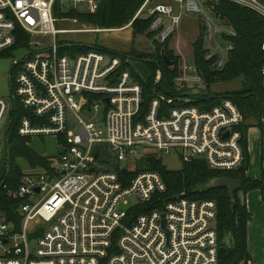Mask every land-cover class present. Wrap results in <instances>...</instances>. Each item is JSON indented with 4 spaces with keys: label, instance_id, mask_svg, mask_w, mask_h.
I'll return each mask as SVG.
<instances>
[{
    "label": "built area",
    "instance_id": "2783aa9c",
    "mask_svg": "<svg viewBox=\"0 0 264 264\" xmlns=\"http://www.w3.org/2000/svg\"><path fill=\"white\" fill-rule=\"evenodd\" d=\"M173 1L157 3L147 11L160 44L175 33L182 14L204 12L199 0ZM223 1L264 19V0ZM56 2L62 11L85 4L94 13L98 7L96 0H0V51L14 45L16 30L28 37L24 56L14 59L11 67L16 70L11 101L32 114L20 119L17 135L63 136L68 146L59 157L58 169L24 175L16 187L4 186L7 197L19 202V222L0 205V264H217L213 201L189 200L183 194L161 200L166 185L154 171L137 172L124 183L117 172L99 167L102 154L95 146L106 144L120 164L130 163L140 148L150 147L165 155L178 152L186 162L193 160L190 154L211 170L233 172L244 160L240 111L229 99L199 109L187 97L163 109L162 103L170 105L173 100L156 97L140 116L142 89L122 69L121 59L95 49L73 57L59 55V34L90 31L57 30ZM206 6L212 15L213 5ZM212 17L203 23L209 40L206 59L219 70L233 50L230 39L236 33ZM164 19L170 21L168 27L162 25ZM216 24L226 31L224 49L214 44ZM260 49L264 54V38ZM183 71L179 84L201 83L195 67L185 63ZM261 85L264 92V63ZM11 101L0 96V130ZM100 104L103 120L96 125ZM68 111L74 115L77 132L69 129L73 125L68 123ZM6 122L9 127V119ZM260 123L264 126V104ZM130 197L135 201L132 213L120 209ZM138 206L144 211L137 212Z\"/></svg>",
    "mask_w": 264,
    "mask_h": 264
},
{
    "label": "trees",
    "instance_id": "16d2710c",
    "mask_svg": "<svg viewBox=\"0 0 264 264\" xmlns=\"http://www.w3.org/2000/svg\"><path fill=\"white\" fill-rule=\"evenodd\" d=\"M98 7L94 13H81L77 10L62 11L58 2L55 3L53 16L55 19H75L85 25L95 26L97 30L118 29L125 26L131 20L137 8L142 4L143 0H98ZM209 4L213 5V14L219 18L224 26L231 27L236 36L230 39L233 50L228 55V60L221 71L212 69L213 61L204 59V45L202 41H198L194 45V64L198 73L203 76L206 86V94L199 96H187V90L182 88V92L175 96L166 95V99L185 98L192 99L191 106L199 109H211L218 105L223 99L231 100L240 111L243 123L240 126L242 133V147L244 152L243 165L236 172L214 171L202 160H193L184 163L182 169L178 172L168 171L155 157L148 159V171H154L161 175L166 185V192L160 196L161 200L167 201L181 194L189 200L195 201H213L216 204L217 216L215 221V231L218 244V262L217 264H248L251 257L248 252L247 227L251 221V214L244 202L239 198L241 193L245 196L250 191L259 190L264 195V126L261 129V178L260 181H252L246 177V171L249 163V154L247 151L246 139L248 127L244 122L255 115L262 117L264 92L261 85V67L264 63V54L260 46L264 38V19L259 17L253 11L239 7L231 2L218 0V2ZM152 19V18H151ZM146 19L141 22L133 23L134 35H143L149 30L152 20ZM16 41L14 45L6 49L3 53L5 56H11L16 50L26 48L28 45V37L20 30H16ZM151 41L150 53H142L131 50L126 55L112 53L97 46L87 47L81 44H69L59 47L60 56L73 57L78 54L87 53L92 49L99 50L110 57H118L122 61V69L127 70L132 80L142 89V103L140 105L139 115L143 116L150 102L158 96V86L163 83L172 87L174 78L177 75L176 62L171 61L173 69H169L163 60V54L170 57L167 51V45L157 43L154 35L148 34ZM130 60L145 64L149 75L146 79L140 78L136 70L130 67ZM171 60V57H170ZM211 64V65H210ZM160 71L161 77L155 83L156 73ZM16 70L11 68L10 83ZM200 76V75H199ZM240 80L242 93L235 92L226 96H208L209 87L217 82H230L232 80ZM253 103V104H252ZM163 109L167 107H175L177 104H161ZM9 127L7 129V151L8 158L5 165L0 168V205L6 215L12 219H16L18 224L17 208L19 202L7 197L6 189L16 187L22 178V172L19 165L15 163L16 158H23L30 167H42L50 169L49 158L40 157L33 153L26 145L27 140L17 135V128L22 117H32L30 111L24 109L19 102L13 100L9 107ZM63 138V136H60ZM61 139V138H60ZM64 144V138H63ZM125 166V165H121ZM116 166L115 172L118 173L124 183L134 177L137 172L130 171L128 165L123 168ZM124 169V171H123ZM49 171V172H50ZM143 171V170H142ZM146 171V170H145ZM240 179L242 186L240 190L234 192V203L231 202L226 188L207 189L206 191H198L205 186L208 181L216 178ZM6 186V189L4 188ZM144 206H138L137 212L144 211Z\"/></svg>",
    "mask_w": 264,
    "mask_h": 264
},
{
    "label": "rangeland",
    "instance_id": "374dc122",
    "mask_svg": "<svg viewBox=\"0 0 264 264\" xmlns=\"http://www.w3.org/2000/svg\"><path fill=\"white\" fill-rule=\"evenodd\" d=\"M98 1V0H96ZM146 7L141 10L142 6L146 3ZM204 6V12L201 14H195L191 12H186L181 15L180 22L178 28L175 33L165 42L167 45V51L170 53V57L168 58L169 62H176L177 75L174 78V84L172 87L166 86L161 83L158 86V96L160 98L166 99V95L175 96V94L179 95L182 92V88H185L187 92L185 93L187 96H193L199 94L202 96L206 94V86L204 84L203 76L197 72L198 76L201 78V83H193L189 82L186 85L178 82L184 75L183 68L187 67H195L194 62V45L198 41H202L204 45V59H206V52L208 50L209 40H207V33L202 31L204 19L209 18L213 19L209 11L207 10V6L210 2H218L215 0H199ZM157 3H168L175 4L173 0H143L142 4L137 8L136 12L132 16L129 23L125 26L118 29H103L97 30L95 26L85 25L80 22L72 23L71 21L56 19L55 27L57 30H89L90 32H70L65 34H59L57 36V43L59 46H66L69 44H81L87 47H99L104 50H107L112 53H117L121 55L128 54L131 50H136L142 53H150L151 41L147 38L148 34H153L155 41L158 43V39L156 38V32L151 30L146 31L143 35H134L133 31V23L135 21L141 22L146 19H151L148 15V9L154 6ZM79 12L81 13H89L86 10L85 4H80L77 6ZM139 13V15H138ZM138 15V16H137ZM137 16V17H136ZM153 20V18L151 19ZM222 24V21H221ZM164 27H168L170 25V21L168 19H164L162 22ZM218 27V32L215 37L214 44H217L218 48L222 49L226 48L227 43H225L223 35L226 34V31H222V27L216 24ZM49 41V40H48ZM96 50V49H95ZM0 51V96L4 97L8 101H11V91H10V71L12 67V62L14 59H20L24 56L23 48L16 50L12 53V55L5 56ZM99 51V50H98ZM220 56L221 54L218 53ZM130 67L135 69L137 74H139L140 78L146 79L149 75L145 64L134 62L130 60ZM211 65V64H210ZM212 69L216 72L221 71L222 69H215L214 66H211ZM169 69H173V65L168 66ZM191 77L195 76V73H187ZM161 77L160 71L156 73L155 83L159 81ZM235 92L242 93L243 90L241 88L240 80H232L230 82H217L216 84H211L209 87L208 96L216 95V96H226L234 94ZM186 96V97H187ZM188 98V97H187ZM76 101H79V96H75ZM181 98L170 99L173 101H177ZM190 102L192 99L188 98ZM253 104V103H252ZM102 111L103 105L100 104L98 117L94 119V123L96 125H100L102 123ZM253 117L249 118L248 121L244 122V124L248 127L247 131V151L249 154V163L246 171V177L252 181H260L261 178V129L262 125L260 123V117L256 115V111L254 109ZM10 111H8L6 120L9 119ZM80 116H86L83 112L79 114ZM68 123L73 125L74 115L72 112L68 111ZM3 125V128L0 130V140H1V153H0V168L6 164L7 162V127L8 122ZM71 125V126H72ZM70 130L77 132V127L74 125L69 128ZM249 135V140H248ZM61 138V139H60ZM27 140V147L36 155L40 157L49 158V167L51 170L58 169L60 166L59 157L62 153H65L68 150V146L63 144V138L60 136H45V137H30V138H22ZM102 154L100 159L98 160L99 167L104 171H114L116 166L128 165L130 171H145L149 169L148 159L151 157H155L159 159L162 165L171 172H178L182 169L184 163H189L193 160H196L188 154L190 159H193L189 162H186L180 157L178 152H173L169 155H165L158 150L150 147H143L139 149V156L132 160L130 163H118L114 154L109 150L106 144H99L95 146V149ZM199 160V159H198ZM15 163L20 166L22 176L24 175H33L38 173H46L49 174L50 169H45L42 167H30L28 163L21 157L15 159ZM243 165V164H242ZM241 165V167H242ZM240 169V168H239ZM238 169V170H239ZM237 170V171H238ZM236 172V171H234ZM233 172V173H234ZM239 198L242 202H244L251 214V221L248 223L247 227V235H248V252L251 257V260L248 264H264V195L262 196L259 190L250 191L245 196L241 193L239 194ZM134 199L128 198L127 203H121L120 209L132 213V208L134 205Z\"/></svg>",
    "mask_w": 264,
    "mask_h": 264
},
{
    "label": "water",
    "instance_id": "95a60500",
    "mask_svg": "<svg viewBox=\"0 0 264 264\" xmlns=\"http://www.w3.org/2000/svg\"><path fill=\"white\" fill-rule=\"evenodd\" d=\"M202 31H205V26L202 27ZM163 60L165 61L167 66H171L172 63L169 62L168 58L163 54ZM242 186V182L240 179H229V178H216L212 179L207 182L205 186H202L198 189V191H206L207 189H220V188H226L228 192V196L232 203H234V192L237 190H240Z\"/></svg>",
    "mask_w": 264,
    "mask_h": 264
},
{
    "label": "crops",
    "instance_id": "0c3cea01",
    "mask_svg": "<svg viewBox=\"0 0 264 264\" xmlns=\"http://www.w3.org/2000/svg\"><path fill=\"white\" fill-rule=\"evenodd\" d=\"M248 140H249V135H248ZM247 240H248V235H247Z\"/></svg>",
    "mask_w": 264,
    "mask_h": 264
},
{
    "label": "bare ground",
    "instance_id": "6f19581e",
    "mask_svg": "<svg viewBox=\"0 0 264 264\" xmlns=\"http://www.w3.org/2000/svg\"><path fill=\"white\" fill-rule=\"evenodd\" d=\"M101 31H103V30H101Z\"/></svg>",
    "mask_w": 264,
    "mask_h": 264
}]
</instances>
